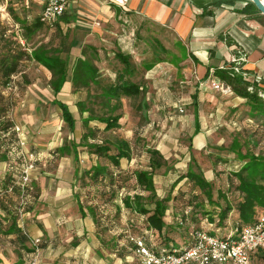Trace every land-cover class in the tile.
Masks as SVG:
<instances>
[{
	"label": "crops",
	"instance_id": "crops-1",
	"mask_svg": "<svg viewBox=\"0 0 264 264\" xmlns=\"http://www.w3.org/2000/svg\"><path fill=\"white\" fill-rule=\"evenodd\" d=\"M248 3L249 1L242 0H128L120 5L110 0H68L60 22L53 30H48L46 26L38 23L43 7L42 0H0V93L5 103L0 112V187L8 174V156L5 148L16 142L13 127L8 121L15 119L27 129L24 125H32L35 118L32 111L36 105H33L35 100L30 92H35L41 101L59 100L69 107L75 119L84 120L117 115H120L121 119L125 118L116 112L123 103L128 102L135 110L134 116L130 115V118L151 119L146 120L148 129L158 118H166L172 121L174 126H180L181 132L185 133L182 137L191 141L188 147L181 150L180 161L174 167L178 176H175L174 180L164 181L165 188H169L167 197L162 196V192L155 185L158 199L168 198L174 201L175 191L182 183L189 181L187 178L178 181L181 176L190 171L202 174L212 187V197H207V205L215 206V210L203 219V229L212 235L231 234L239 223L238 204L243 198L237 190L238 180L234 174L240 172L248 160H218L222 156L214 153L221 165L205 166L201 169L192 156L201 155L203 152L210 154L212 150L223 149L226 145L227 150L223 153L231 157L234 152L230 150L232 146L229 147V141L232 139L233 143L234 139L240 136L239 132L233 135L234 130L241 131L243 122L248 124L249 128L254 125L252 119H257L252 118L258 112L249 99L238 96L233 91L223 93L212 87L213 82H222L214 75L217 70H231L236 66L239 69L237 74L241 75L243 80L264 92V16L250 7L246 8ZM43 31L51 34L32 47V37ZM52 56L64 62L63 69L67 76L57 97L50 86L53 73L45 65ZM6 57L7 61L2 63L1 60ZM14 59L19 62L18 72L12 74L5 85L1 72L6 68L3 64L9 66ZM234 60L242 61L236 63ZM115 62L121 64L119 72H115L111 66ZM25 63L34 66L35 71L41 73L46 82L44 83L43 77L32 83L27 82L26 91L29 92L20 100L19 108L13 112L9 107L11 98H8V94L12 90L9 86L12 84L18 88L16 82L23 78L21 67ZM77 74H87L92 76V80H88L84 75L82 80L76 79ZM107 76L115 78L104 83L103 79ZM121 82L134 83L140 92L136 95L115 97L111 90ZM37 102L39 103V100ZM95 105L105 111L102 116H98L92 108ZM257 115L261 117L259 119L264 118L260 114ZM59 118H62L61 110L58 120ZM62 121L65 123L63 119ZM92 123L103 126V130L106 128L105 124L98 121L89 124ZM185 123L188 125H184ZM56 136L46 137L41 141L40 147L45 149L39 154L41 167H45L48 162L53 163L54 160L60 162L62 139L60 134ZM83 138L85 139L82 136L81 140ZM75 139L78 140L74 137ZM89 139L97 138L93 135L92 138L88 137ZM154 148L163 157L171 154V148L166 149L162 144H156ZM65 149L68 151V158L78 164L81 158L79 146L73 143ZM48 150L52 151L53 156L46 155ZM192 163L197 167V171L193 169ZM98 166L96 163L90 168ZM84 171L86 169L81 170L79 164L78 169L73 168V174H77V177ZM44 174L51 173L45 170ZM75 182L70 186L68 197L76 201L80 211L79 204L82 203ZM154 183L156 184L155 179ZM39 187V199L45 201L43 204L46 206H34L32 212L18 220V227H25L29 233L28 242L24 245L19 243L14 234H0V238L24 248H30L29 243L33 238H45L49 240L44 244L47 251L54 245L57 237H60V184H54V188L47 187V184H41ZM234 193L238 194L237 200L230 199ZM50 194L52 198L46 201ZM228 207L232 210L226 220L220 222L221 211ZM191 209L192 207L190 211ZM88 210L90 208L85 209L86 217H83L80 211L82 222L89 217L93 219ZM168 227L166 224L163 234L168 231ZM145 233L152 239L153 236L159 235L155 230H146ZM76 234L79 243L76 242L72 254L81 262L92 255V248L88 245L90 237L87 228L82 227V231ZM171 242L162 247L179 246L176 242L175 245ZM40 251L39 249V254ZM263 256L264 250L255 253L251 264L254 258L263 259ZM1 258L2 264L16 263L3 256Z\"/></svg>",
	"mask_w": 264,
	"mask_h": 264
},
{
	"label": "rangeland",
	"instance_id": "rangeland-1",
	"mask_svg": "<svg viewBox=\"0 0 264 264\" xmlns=\"http://www.w3.org/2000/svg\"><path fill=\"white\" fill-rule=\"evenodd\" d=\"M242 1L250 2V0ZM47 29L53 30L54 28ZM19 33L22 32L19 31ZM49 34L43 31L39 35L33 36L30 42L31 46L34 47L38 45L41 40L44 41L47 39ZM111 66L114 67L113 69H115V72L120 71L121 64L119 62L112 63ZM21 71L23 78L20 82H16L18 88L16 89L15 85H13L11 88L12 90L9 91L10 93L8 94V98H11L9 107L13 112L19 108L20 100L24 98L23 96L29 92L26 91L27 82L32 83L39 77H43L44 83L46 82L44 76L35 71L34 66H28V64L25 63L22 65ZM112 78H115V76H112ZM112 78L107 76L103 79V82H109ZM50 86L53 92L54 86H52V81L50 82ZM93 89L96 90L94 87ZM30 94L35 100L33 105H36L33 107L34 109L32 111L35 116L32 125H24L27 128L24 129L15 119L8 121L11 127L21 128V131L28 138L27 146L30 151L38 156L37 168L33 173L32 183L34 199L32 204L26 208V211L32 212L33 207L37 205H39L38 208H42L44 205L46 206V204H43L45 201H40L39 199L41 188L39 186H41V184H43V186L47 184L49 188L53 187L56 183L60 184V237H57L56 241L53 242L54 245L47 251H45L44 244L49 240L45 238H41L40 245H36L34 241L37 238H33L29 243L30 248L20 247V245L14 246L12 242L0 238V255L11 262H16L15 264H27V256L36 254V249H40L41 251L38 255L39 264H98L97 262H99V264L139 263L135 240L138 237L146 236V217L138 215L128 209L125 206V201L128 198H131V201H133V196L143 195L145 200L149 202L150 194L144 192L138 186L134 172L145 169L151 171L149 167V151H158L154 148L156 144H162L166 149L170 147L171 154L163 157L165 165L155 170L153 173V180L155 179L156 182L155 185L158 186L160 192H162V196L167 197L169 188H165L164 181L168 182L170 179L174 180L175 176H178L177 173L174 172V167L180 161V157L182 156L181 150L188 147L191 141L188 138L182 137L185 133L181 132L180 126H174L173 122L166 118H158L157 121H154L155 124L150 129H148V122L146 121L149 118H130V115L134 116L135 110L128 102L123 103L121 108L116 112V114H122L123 117H125L120 120V129L106 131L102 129L103 126L95 125V123L87 126L88 123L85 122L87 119L76 118V130L75 132H71L69 127L62 121V118L58 120V117H60V108L55 105L53 100H51V102L41 101L35 92H30ZM38 100L39 103L37 102ZM4 104V98L0 93V112ZM92 108L98 116H102L105 112L99 105L92 106ZM257 114L255 117H252L257 119L250 118L253 120L254 125L248 128V124L243 122L241 131L234 130L235 132L232 133L234 135L239 132L240 136L239 138L236 137L233 143H231L232 139L229 141V147L232 146L230 150L234 152V155H231V157H227L225 153H223L227 150L225 148L226 145L223 146V149L217 148L216 150L218 151L212 150L210 154L203 152L201 155L196 154L192 156L201 169L205 168V166L213 165L218 167L221 165L220 162L216 160L217 157H215L214 153L222 156L218 160H233L234 162L238 159H246L250 166H252L250 164V159L254 156L264 161V124L262 123L263 120L259 119L261 117ZM149 120L151 121V119ZM9 125L6 126L8 127ZM184 125H188V123ZM182 128L184 129L185 127ZM224 128L228 130L226 127ZM94 133L97 139L88 140L87 136L92 138ZM58 134H60V139H62V147H60L62 149L61 153L59 152L60 158L58 157L60 162L58 163L54 160L53 163L48 162L45 167H41L42 162L39 159V154L45 151V149H41L43 147H40L42 145L41 141L45 140L46 137L50 138L53 136L54 138L55 136L56 138ZM82 136H84L85 139L83 138L81 140ZM74 137L78 140H74ZM121 141L129 142L131 147V158L130 160L124 159L121 163L123 164L122 166L116 167L109 160L100 158L91 153L92 150H90V147L92 145L116 146ZM73 143H76L80 148L81 158L78 164L81 170L86 169L87 171L88 168L97 163L99 166H106L110 176L91 185L92 181L88 177L82 178L83 172L80 174V177H77L75 173L73 174V168L78 169V164H76V161L72 158H68V151L65 149L67 145L71 146ZM115 152L117 151L113 148L112 153L114 154ZM45 153L46 155L49 154L53 156L52 151L48 150ZM214 160H216L217 163H215ZM188 163H190V161ZM192 165L193 169L197 171V167L193 163ZM45 170L49 171L51 174H44ZM246 175L258 184L262 183L260 168H258V166L249 170ZM73 181H76L74 185L77 187L78 193H80L79 197L82 205L85 209L94 207L97 212L98 221L90 217L83 222L81 221V214L76 201L68 197L70 196L69 190ZM83 184H85V186ZM50 192L52 193L51 189ZM64 192H67V194ZM175 192V200L167 204L164 217L165 223L169 226L168 232L170 228L173 229L169 233V237L167 236V231L164 235L173 242V245H182L189 240L191 232L203 229V219L206 218L209 212L215 210V206L211 205L208 207V198L206 194L189 181L182 183ZM216 195L217 194H215V197ZM48 196L46 201L52 198V194ZM193 196H196L198 204L190 211L189 203ZM234 198H236V200L239 198L237 193H234L230 199L233 200ZM236 200L235 202H237ZM148 207L153 208V205L148 203ZM261 210L262 209H258L257 212ZM181 221H183V225H180ZM82 227L88 229V236L90 237L88 245L92 248V255H89L87 260L78 262L77 259H75V255L72 254V251H74L76 247L75 244L78 242L76 233L82 231ZM23 228L25 229V227ZM25 231L28 233L26 229ZM42 249H44V251ZM1 257L0 264H2L1 262L3 259ZM252 264H264V261L262 258H254Z\"/></svg>",
	"mask_w": 264,
	"mask_h": 264
},
{
	"label": "trees",
	"instance_id": "trees-1",
	"mask_svg": "<svg viewBox=\"0 0 264 264\" xmlns=\"http://www.w3.org/2000/svg\"><path fill=\"white\" fill-rule=\"evenodd\" d=\"M252 8V10L257 11V8L255 5L250 1L246 8ZM39 24L43 25L40 20L38 21ZM8 57V56H7ZM6 58L2 59L3 61H7ZM9 59V58H8ZM124 61V59H122ZM18 59H14L9 66H5L3 64V67H6L5 69H2V77L5 78L4 84L6 85L8 83V80L10 79L11 75L18 72ZM45 65L52 71L53 78H52V86H54V96L57 97V95L61 91V87L63 83L65 82L67 76L64 72V62L60 60V58L52 56L49 57L48 60L45 62ZM84 77H86L88 80H92V76H89L87 74H83ZM83 75L79 76L77 74L76 79L80 78L83 79ZM215 77L220 79V81L226 83L231 90L237 94L238 96H241L243 98L249 99L251 103H253L255 110L260 114L262 117H264V102L262 98L260 97L259 93L260 90L254 86V91H251V85L250 83L243 80L241 75L236 74L233 70L230 69H224V70H217L215 72ZM82 84H85L82 82ZM113 91V92H112ZM139 87L131 82H121L119 85H117L116 88L111 90V93L114 94L115 97H120L121 95L130 96V95H136L138 94ZM55 105H57L60 110L62 111V119L65 121V123L68 125L71 132L75 130L76 126V119L72 115L69 107L62 102H60L57 99H54ZM121 119L120 115L112 116L109 118H87L85 121L87 126L92 121H98L100 123H103L106 125L105 130H117L121 128V124L119 123ZM263 124H264V118H262ZM95 135V134H93ZM88 138V137H87ZM115 149L117 152L114 154L112 153V149ZM90 150H92V154L97 155L100 158H105L109 160L114 166L119 167L121 165L122 159L130 158V147L127 142L121 141L116 146H106V145H99L95 144L90 147ZM150 154V168L151 171H145V170H139L134 172V176L136 179V182L138 186L144 191L148 192L149 195V202H147L143 195H136L133 196V201H131V198H128L125 201V206L133 211L134 213L141 215L145 218L146 221V230H155L159 233L158 236H153L152 243L156 246H164L168 245L170 243V240L166 237V235L163 234L166 224L164 221V217L167 210V204L169 203V199H158L155 183L153 180L154 177V171L157 169H160L165 165V160L163 156L160 154V152L153 150L149 151ZM249 165L248 161L246 166L244 168L234 174L235 177L238 180V186L237 190L242 195V201L238 204V211H239V223L238 226L247 225L249 223H252L255 217H257L258 209H264V161L261 159H258L256 157H252L250 159ZM255 166H258L260 168V176H261V182L258 184L256 181L251 180L246 174L249 170L253 169ZM107 176H110L108 174V170L104 168L103 166L98 167H92L88 169L87 171L83 172L84 177H88L92 184L94 185L97 183L100 178H106ZM187 178L190 182H192L197 188H199L201 191H203L208 198L212 197V187L211 185L205 180L202 174H197L195 172H188L186 175L181 176L178 181H181L182 179ZM12 176L10 174H7L5 181L3 185L0 187V234L3 235H15L16 240L23 244L28 242V238L24 235L21 228L18 227V220L20 216L19 209L21 207L19 202V194L20 191L17 187L13 188V192L8 193V188L10 185H12ZM85 186V184H83ZM198 201L196 200V196H193L190 200L189 206L194 208L196 206V203ZM148 203L153 205V208L148 207ZM79 208L81 211V214L83 217H86L85 208L82 204H79ZM232 210L231 207H228L221 211V220L220 222H224L226 218L228 217V213ZM90 214H92V217L95 219V221H98L97 219V212L94 207H91L90 210H88ZM172 231V229L167 231V236L169 237V233ZM202 231L208 232L205 229H202ZM209 233V232H208ZM163 248V247H162ZM166 248V247H164ZM264 260V256H263Z\"/></svg>",
	"mask_w": 264,
	"mask_h": 264
},
{
	"label": "built area",
	"instance_id": "built-area-1",
	"mask_svg": "<svg viewBox=\"0 0 264 264\" xmlns=\"http://www.w3.org/2000/svg\"><path fill=\"white\" fill-rule=\"evenodd\" d=\"M123 5L128 0H110ZM43 7L39 17L40 22L47 28H55L63 17L68 0H42ZM242 60H234L238 63ZM236 74L238 67L231 68ZM12 84L9 88H12ZM213 89L223 93L231 92V88L224 82H213ZM254 91V86H251ZM264 102V92L259 93ZM181 112H183L181 110ZM16 142L10 144L5 152L8 156V174L12 176L13 183L8 193L17 187L20 191V216L26 215L33 197V173L37 168L38 156L27 147L26 136L21 128L14 127ZM1 144V141H0ZM183 225V221L180 222ZM24 235L29 238L23 226L20 227ZM34 243L41 244L37 238ZM139 264H251L252 256L264 250V209H262L252 223L236 226L227 236L212 235L202 230H194L184 244L162 248L152 243V238L142 236L135 240ZM39 249L36 254L27 256V264H39Z\"/></svg>",
	"mask_w": 264,
	"mask_h": 264
},
{
	"label": "water",
	"instance_id": "water-1",
	"mask_svg": "<svg viewBox=\"0 0 264 264\" xmlns=\"http://www.w3.org/2000/svg\"><path fill=\"white\" fill-rule=\"evenodd\" d=\"M257 10L264 16V2L262 0H250Z\"/></svg>",
	"mask_w": 264,
	"mask_h": 264
},
{
	"label": "bare ground",
	"instance_id": "bare-ground-1",
	"mask_svg": "<svg viewBox=\"0 0 264 264\" xmlns=\"http://www.w3.org/2000/svg\"><path fill=\"white\" fill-rule=\"evenodd\" d=\"M264 2V0H262Z\"/></svg>",
	"mask_w": 264,
	"mask_h": 264
}]
</instances>
